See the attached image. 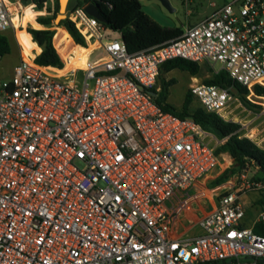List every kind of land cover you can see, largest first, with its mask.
I'll use <instances>...</instances> for the list:
<instances>
[{"label":"built area","instance_id":"built-area-1","mask_svg":"<svg viewBox=\"0 0 264 264\" xmlns=\"http://www.w3.org/2000/svg\"><path fill=\"white\" fill-rule=\"evenodd\" d=\"M211 6L177 38L134 53L106 39L85 5L67 9L87 44L78 46L92 47L84 68L39 65L19 45L12 78L0 81V264H264V236L253 231L264 223V180L246 164L213 184L232 158L150 95L161 66L180 58L224 71L264 113L254 90L264 88V0ZM13 23L0 0V34ZM94 50L101 59L90 61ZM188 91L226 122L246 110L232 87L195 81ZM251 124L237 132L259 146ZM249 191L257 212L242 227ZM202 196L216 207L194 225L200 232L176 231Z\"/></svg>","mask_w":264,"mask_h":264},{"label":"trees","instance_id":"trees-1","mask_svg":"<svg viewBox=\"0 0 264 264\" xmlns=\"http://www.w3.org/2000/svg\"><path fill=\"white\" fill-rule=\"evenodd\" d=\"M45 1L47 0H32V3L37 8H41ZM89 3H93L104 17L105 23L100 22V24L105 29L120 34V39L125 44L129 53L160 45L177 38L183 32V30L178 27L166 28L158 25L142 11L140 0H76L74 6H83ZM57 13L58 4L56 11L51 17L36 19L39 24L48 28H27L26 30L30 34L32 41L41 49L40 53L34 58V61L39 65L61 68L62 60L53 44L55 30L50 28L54 26L52 23ZM56 26H62L71 37L74 44L87 47L83 37L76 30L73 23L67 18L61 20L59 25ZM9 51L10 46L8 39L0 34V57L7 55ZM174 69L195 75L198 72V65L195 62L180 58L165 62L161 66L159 72V75H161L160 89L159 91L155 89L152 90L156 94V96L153 97V101L162 111L170 112L181 119L190 118L201 126L203 130L212 133L217 139L222 140L219 147L216 148V152L227 153L232 158V164L219 178L217 177L213 181V184L221 183L235 171L244 168L246 164L254 165L259 168L262 172V177L258 178V180H264V150L257 147L250 140L240 138L237 132L240 128L238 124L223 121L216 114L205 112L200 106L190 109L188 106L193 97L189 91L186 94L183 107L180 111L166 103L168 88L174 84L175 81L165 80L162 78V75ZM203 82L223 88L232 87L237 90V95L242 100L244 106L248 108H260L245 99L244 96L247 94V89L233 82L224 71L213 73L210 78L205 79ZM254 90L256 95L264 96L263 87L255 86ZM253 231L258 235L264 236V223H255Z\"/></svg>","mask_w":264,"mask_h":264},{"label":"rangeland","instance_id":"rangeland-1","mask_svg":"<svg viewBox=\"0 0 264 264\" xmlns=\"http://www.w3.org/2000/svg\"><path fill=\"white\" fill-rule=\"evenodd\" d=\"M7 2V0H4ZM228 0H169L171 7L174 9V12H169L166 10L158 0H140L142 11L149 16L154 22L158 25L166 28H180L182 30L186 29L188 26H192L204 19L212 13L214 8L210 5L215 3L217 6H221L226 3ZM76 4V0H69L66 10L72 8ZM56 11V10H55ZM14 17L13 27L15 30V35L18 42L22 45V36H26V33L21 30V28L32 23V17L28 12H24L23 15H20V11L16 10L15 13H12ZM50 27L55 30V35L53 37L54 45L64 63L63 71L72 68H84L86 55L89 53L91 46L89 48H82L77 44H74L71 37L67 31L62 26ZM103 34L106 39L110 40H120V34L118 32H113L109 29H105ZM7 39L10 46V51L7 55H4L0 58V81L9 80L13 76V68L17 65L19 61V51L17 44L14 39L12 29H7L2 33ZM26 43V42H25ZM33 49L37 52L38 49L33 46ZM23 55L29 53L30 50L22 47ZM100 50H94L89 56L90 61L100 60L101 58ZM198 72L195 75H191L188 72L180 71L178 69L171 70L164 75L162 78L165 80H174L175 83L168 88V93L166 96V103L180 111L183 107L186 94L188 92V86L190 83L195 81L204 83L205 79H208L212 76V68L205 64H197ZM220 64H214V69H219ZM160 77L158 76L154 89L159 91L160 89ZM252 104V103H251ZM260 107L258 104H253ZM199 102L196 98H192L189 103V108L199 107ZM246 108L245 111L237 110L235 112V117L232 118L233 123L238 124L242 127V123L252 121L249 129L252 130L254 134V140L259 143L260 149L264 150V113H262L261 108ZM241 134H245V131L242 130ZM218 140V146L221 144L222 140ZM232 164V161L225 162L222 164V170L218 173V178L228 169ZM240 170L235 171L231 176L238 174ZM248 176L250 178L258 179L262 177V172L259 168L254 165H249L248 167ZM230 176V177H231ZM226 180V179H225ZM223 180L222 182H224ZM221 182V183H222ZM258 195L256 192L249 191L243 197L242 201L246 208V213L241 219L240 224L242 227H250L252 225L253 219L256 216L257 209L253 207L256 204ZM215 200V198H214ZM212 208V201L209 199H200L197 203L191 205V210L194 211V215H198L202 211H208ZM183 220L180 217V221ZM175 230H185L187 235H196L200 232L197 227L188 228L185 222L176 224Z\"/></svg>","mask_w":264,"mask_h":264},{"label":"crops","instance_id":"crops-1","mask_svg":"<svg viewBox=\"0 0 264 264\" xmlns=\"http://www.w3.org/2000/svg\"><path fill=\"white\" fill-rule=\"evenodd\" d=\"M5 3L10 11L13 9L18 10L20 11L21 16L23 15L24 12H28V14L32 17V23L21 28V30H23L27 35V37L22 36V41H23L22 45L18 43V40L15 35V31H12V32L14 35L15 42L17 44L18 51H19V45L21 46V48L24 46L26 49L30 50L29 53H25V56L28 58H35L40 53L41 49L37 46L35 42L32 41V38L26 29L27 28H31V29L48 28V27L43 26L42 24H39L36 21V19L44 18V17H51L57 8V0H47L43 3V6L41 8H37L32 3V0H7V2ZM33 46L38 49L37 52L33 49ZM203 198L209 199L210 201H212V208L208 211H202L198 215H194V211L185 212L182 216L183 220H181V223L184 221L188 228L195 227L194 225L201 217H203L205 214H207L208 212H210L216 207V202L213 196H207V197L202 196L194 203H197L200 199H203Z\"/></svg>","mask_w":264,"mask_h":264},{"label":"water","instance_id":"water-1","mask_svg":"<svg viewBox=\"0 0 264 264\" xmlns=\"http://www.w3.org/2000/svg\"><path fill=\"white\" fill-rule=\"evenodd\" d=\"M69 0H57L58 4V13L54 18V23L59 25L60 21L66 18V7ZM160 4L169 12H174V9L171 7L169 0H158ZM84 10L92 17L96 18L99 22L105 23L104 17L101 15L99 9L93 4L89 3L85 5ZM233 93L237 94V90L233 89ZM150 95L155 97L156 94L151 91Z\"/></svg>","mask_w":264,"mask_h":264},{"label":"bare ground","instance_id":"bare-ground-1","mask_svg":"<svg viewBox=\"0 0 264 264\" xmlns=\"http://www.w3.org/2000/svg\"><path fill=\"white\" fill-rule=\"evenodd\" d=\"M15 11H16V10H14V9H13V10H11V14H12V13H15Z\"/></svg>","mask_w":264,"mask_h":264}]
</instances>
